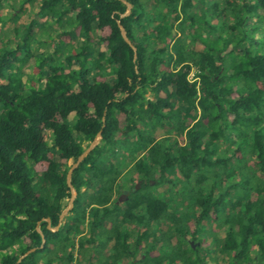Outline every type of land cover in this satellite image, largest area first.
I'll return each instance as SVG.
<instances>
[{"label": "trees", "instance_id": "1", "mask_svg": "<svg viewBox=\"0 0 264 264\" xmlns=\"http://www.w3.org/2000/svg\"><path fill=\"white\" fill-rule=\"evenodd\" d=\"M125 1L0 0V264H264V0Z\"/></svg>", "mask_w": 264, "mask_h": 264}, {"label": "water", "instance_id": "2", "mask_svg": "<svg viewBox=\"0 0 264 264\" xmlns=\"http://www.w3.org/2000/svg\"><path fill=\"white\" fill-rule=\"evenodd\" d=\"M123 4H125L126 6V12L121 16H127L130 13L131 10V4L128 3L125 0H120ZM117 27L119 29L120 35L122 37V39L130 46V48L132 49V51L134 52L133 58L136 57L135 55V51L136 48L132 45L131 41L128 39L127 35H126V31L123 28V26L121 25V23L119 21H117ZM172 35H174V31H172ZM101 139V133L98 132L96 134V136L94 137V139L88 144L87 148H85V150L77 157V159L75 160V162L70 164V167L66 173V185L70 190V198L68 199V203L66 205V207L64 208V210L61 212V214L59 215V224L62 222V220L64 219V217H66L69 213V211L72 210L73 208V203H74V199L76 197V192L74 190V188L71 185V176L73 171L78 167V165L84 160V158L97 146V144L99 143ZM46 222H49V219H45ZM58 224V226H59ZM58 226H56L55 228H50L48 227V229H50L51 231H56L58 229ZM36 231L40 234L42 240L41 243L43 244L45 242L44 237L42 232L40 231L38 225L36 227ZM33 251H35V248H32L30 250H28L27 252H25L18 260L17 262H19L21 259H23L26 255L32 253Z\"/></svg>", "mask_w": 264, "mask_h": 264}, {"label": "rangeland", "instance_id": "3", "mask_svg": "<svg viewBox=\"0 0 264 264\" xmlns=\"http://www.w3.org/2000/svg\"><path fill=\"white\" fill-rule=\"evenodd\" d=\"M191 77V73H190V75H189V78ZM177 138V137H176ZM69 164H71V161H69ZM172 206V205H171ZM155 228H154V226H151V229H150V231H153ZM158 233V232H157ZM159 234H161V233H159ZM159 234H157V239L160 241L159 242V244H158V242H157V240H156V243L159 245V246H162L161 247V254H169V252L171 251V249H170V244L168 243V236H169V234H164V235H162V236H160ZM106 237H107V235H105ZM155 238V237H154ZM106 239H104L103 241H102V243H101V240H98V242H97V244H98V247L99 246H102V249L104 250L105 248H106ZM167 242V243H166ZM207 243H209V247L211 248L212 246H213V244H212V240H211V238L209 239L208 238V240H207ZM206 243V244H207ZM203 246L200 248V252L202 253L203 252ZM210 263L211 264H216V263H214V262H212V261H210ZM209 263V264H210ZM175 264H177V263H175ZM220 264H223V263H220Z\"/></svg>", "mask_w": 264, "mask_h": 264}, {"label": "flooded vegetation", "instance_id": "4", "mask_svg": "<svg viewBox=\"0 0 264 264\" xmlns=\"http://www.w3.org/2000/svg\"><path fill=\"white\" fill-rule=\"evenodd\" d=\"M137 186H138V184H137ZM126 196H127V191H121L120 192V194L117 196V200L118 201H123L124 199H126ZM104 238L106 239V248L103 250L102 249V253H105V252H109V254H111V252H110V244L111 243H109L108 241H107V237L106 236H104Z\"/></svg>", "mask_w": 264, "mask_h": 264}, {"label": "crops", "instance_id": "5", "mask_svg": "<svg viewBox=\"0 0 264 264\" xmlns=\"http://www.w3.org/2000/svg\"><path fill=\"white\" fill-rule=\"evenodd\" d=\"M92 246V245H91ZM109 255V252H105V253H102V256L104 257V258H106V256H108Z\"/></svg>", "mask_w": 264, "mask_h": 264}, {"label": "built area", "instance_id": "6", "mask_svg": "<svg viewBox=\"0 0 264 264\" xmlns=\"http://www.w3.org/2000/svg\"><path fill=\"white\" fill-rule=\"evenodd\" d=\"M192 76H193V74H192V72H191V77H192ZM191 77H190V78H191Z\"/></svg>", "mask_w": 264, "mask_h": 264}]
</instances>
